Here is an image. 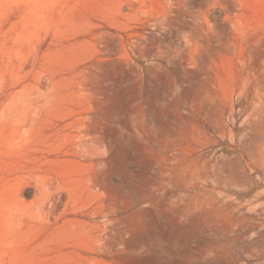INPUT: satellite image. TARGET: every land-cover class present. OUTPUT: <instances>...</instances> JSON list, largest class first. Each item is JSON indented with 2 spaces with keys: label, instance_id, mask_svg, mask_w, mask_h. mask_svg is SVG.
I'll return each instance as SVG.
<instances>
[{
  "label": "rangeland",
  "instance_id": "obj_1",
  "mask_svg": "<svg viewBox=\"0 0 264 264\" xmlns=\"http://www.w3.org/2000/svg\"><path fill=\"white\" fill-rule=\"evenodd\" d=\"M0 264H264V0H0Z\"/></svg>",
  "mask_w": 264,
  "mask_h": 264
}]
</instances>
